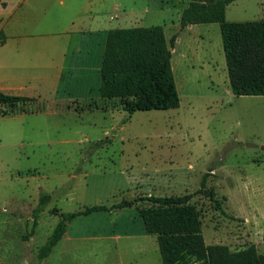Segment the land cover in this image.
Segmentation results:
<instances>
[{"label":"rangeland","instance_id":"rangeland-1","mask_svg":"<svg viewBox=\"0 0 264 264\" xmlns=\"http://www.w3.org/2000/svg\"><path fill=\"white\" fill-rule=\"evenodd\" d=\"M186 4L174 0L171 10L144 20L164 23L168 43L177 34L171 66L179 107L129 114L118 99H100L92 82L90 96L53 101L41 94L35 97L43 112L0 116V264H162L155 234L146 240L123 235L144 228L139 210L151 205L149 195L191 194L206 244L233 251L254 244L264 255V95L232 93L219 23L181 28L176 12ZM225 15L264 19V0H235ZM205 173L204 189L212 195L199 191ZM17 189L21 202L8 208L5 198ZM42 191L53 197L32 227ZM133 198L144 199L77 217L68 248L55 246L48 258H37L64 214ZM135 245L146 250L135 253Z\"/></svg>","mask_w":264,"mask_h":264},{"label":"trees","instance_id":"trees-1","mask_svg":"<svg viewBox=\"0 0 264 264\" xmlns=\"http://www.w3.org/2000/svg\"><path fill=\"white\" fill-rule=\"evenodd\" d=\"M235 0H188L179 23L217 22L220 26L228 79L235 95H264V19L226 20V6ZM177 34L167 42L162 25L110 29L100 66L99 97L119 100L122 109L132 114L138 110H165L179 107V95L171 66L172 47ZM36 97L13 95L0 90V116L43 112ZM103 104L100 108H107ZM210 170H212L210 168ZM207 173L200 180L204 189ZM52 193L42 191L32 211V227L39 214L52 200ZM191 194L179 196L149 195L151 205L139 210L144 231L155 234L162 264H264V255L254 244L230 250L223 244H206L200 230L198 212L190 204ZM144 198L122 199L107 207L85 206L64 214L45 241L38 247L37 258L49 256L63 237L69 223L81 215L111 211L136 204ZM33 230V229H32ZM32 230L29 232L32 234Z\"/></svg>","mask_w":264,"mask_h":264},{"label":"crops","instance_id":"crops-1","mask_svg":"<svg viewBox=\"0 0 264 264\" xmlns=\"http://www.w3.org/2000/svg\"><path fill=\"white\" fill-rule=\"evenodd\" d=\"M174 6V0H0V90L38 98L45 94L53 101H75L90 96V85L95 82L99 96L107 32L155 25H145L144 20L153 11H169ZM185 7L176 12L178 23ZM25 88L34 92L23 93ZM16 192L5 198L7 207L21 202L24 194L19 189ZM71 225L55 245L59 252H64L73 240L68 235ZM123 235L131 240L151 237L144 228L136 235ZM113 237L117 239L119 235ZM130 250L142 253L146 247L135 245ZM119 264L142 263H124L120 259Z\"/></svg>","mask_w":264,"mask_h":264}]
</instances>
